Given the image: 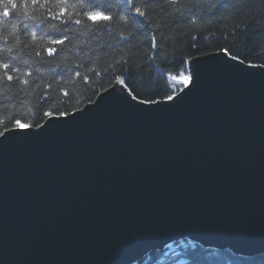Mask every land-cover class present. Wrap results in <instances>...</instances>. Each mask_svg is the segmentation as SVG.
<instances>
[{"label": "water", "instance_id": "water-1", "mask_svg": "<svg viewBox=\"0 0 264 264\" xmlns=\"http://www.w3.org/2000/svg\"><path fill=\"white\" fill-rule=\"evenodd\" d=\"M212 53L175 103L117 82L0 138V264H134L184 238L264 252V67Z\"/></svg>", "mask_w": 264, "mask_h": 264}, {"label": "trees", "instance_id": "trees-1", "mask_svg": "<svg viewBox=\"0 0 264 264\" xmlns=\"http://www.w3.org/2000/svg\"><path fill=\"white\" fill-rule=\"evenodd\" d=\"M99 3L112 13L111 22L88 20L84 12L91 9L80 7L79 0H63V15L61 0H37L36 5L29 0L27 9L10 10L9 17H3L0 5V120L10 118L0 127H11L15 118L42 124L47 119L42 114L49 109L68 113L81 109L114 85L117 76L125 77L140 100L162 99L170 94L166 74L176 75L183 70V60L200 52L228 48L245 63L264 65L261 0H145L141 7L146 16L135 17L142 25L120 21L115 0ZM243 25H248L246 32L239 30ZM153 35L156 47L151 46ZM60 40L63 43L53 42ZM4 63L9 64L7 70ZM134 264H264V252L237 254L184 238L150 250Z\"/></svg>", "mask_w": 264, "mask_h": 264}, {"label": "snow or ice", "instance_id": "snow-or-ice-1", "mask_svg": "<svg viewBox=\"0 0 264 264\" xmlns=\"http://www.w3.org/2000/svg\"><path fill=\"white\" fill-rule=\"evenodd\" d=\"M173 3H175V0H172ZM30 3L32 5L37 4V0H30ZM116 6L120 8V12L118 14V18L120 21H123L127 23L130 19L134 24L142 25V21L136 20L135 17H145L146 11L144 8L141 7L142 4L145 3V0H115ZM63 0H61V10L60 14L63 15L65 8L62 6ZM0 5L3 7L2 15L3 17H9L11 14L10 10H15L18 7H23L24 9H27L29 7V0H22L21 4H18L16 0H0ZM40 7H43V4L39 5ZM79 6L82 8H90L91 10L85 11L84 15L85 17L92 21L94 24L98 22H111L113 20L112 13L105 12L103 9L106 7L104 4H100L99 0H96L95 3H86L85 0H79ZM73 10L76 9L77 5L73 4L71 5ZM107 7H111L108 5ZM261 7L264 8V0H261ZM49 14L51 13V10H49ZM75 23L79 24L81 23L80 20H76ZM252 23H255V20L252 21ZM27 27V25H25ZM240 31L246 32L248 30V25H243L239 28ZM237 29H233V33H235ZM33 36H35V32L32 33ZM66 39V37H65ZM152 47H156V36H152ZM54 43H63V40L60 41H53ZM50 53L52 50H49ZM199 52V49H197ZM217 51L223 52L226 57H230L231 59H239L238 56L233 55L232 51H230L228 48H219ZM200 56H208L211 57L214 55V53L211 52H200ZM127 63V61H125ZM201 61H199L198 57L195 56H189L186 60H183L181 62V67L183 70L178 71L176 75H173L171 73L166 74L168 77V80L170 83H168L166 86L170 91V94L163 95L162 99L157 98H149V99H143L140 101L142 104H152L159 106L162 101H171L172 103H175L177 99L180 98V93H184L187 95V92H185V89H187L188 92L192 90V87H195L196 81L200 77V67L199 64ZM3 69L7 70L9 68L8 63L2 64ZM260 67H264V65H260ZM13 71L17 72L19 74V69L13 67ZM89 71H93L92 69H89ZM99 73H97L98 75ZM30 75V73H28ZM77 76H80L81 73L77 72ZM6 78L11 81L13 77L11 75H8L7 71H5ZM84 81H88L89 77L87 75L83 76ZM115 80L123 85V88L121 91H127L130 95H133V98L139 99V97L134 96L132 94V90L128 87V84L125 82L124 76H117L115 77ZM25 85L28 83L27 80L22 81ZM104 91H107V89H104ZM65 96H68V92H64ZM45 96H47V93H45ZM94 103V102H93ZM29 111H31L29 109ZM79 109L73 108V112H78ZM71 113H68L66 111H53L51 109L46 110L42 114V118H47L45 123H50L54 117L60 116V117H68ZM10 119L9 117H5L2 120H0V125L6 124L7 120ZM32 127L39 128L43 130L44 125L40 122H35L28 120L27 122H24L20 118H15L11 120V127L8 126H2L0 127V138H3V140H8L11 136L16 135H26L28 134V130H30ZM0 143H3V141H0Z\"/></svg>", "mask_w": 264, "mask_h": 264}]
</instances>
